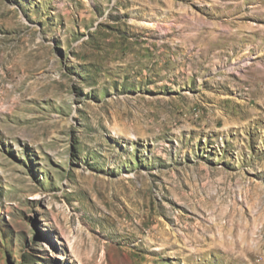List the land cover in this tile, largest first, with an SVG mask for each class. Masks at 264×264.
Instances as JSON below:
<instances>
[{"label":"rangeland","instance_id":"obj_1","mask_svg":"<svg viewBox=\"0 0 264 264\" xmlns=\"http://www.w3.org/2000/svg\"><path fill=\"white\" fill-rule=\"evenodd\" d=\"M0 264H264V0H0Z\"/></svg>","mask_w":264,"mask_h":264},{"label":"bare ground","instance_id":"obj_2","mask_svg":"<svg viewBox=\"0 0 264 264\" xmlns=\"http://www.w3.org/2000/svg\"><path fill=\"white\" fill-rule=\"evenodd\" d=\"M144 24H148L150 26H155V23H153V24L151 23L150 24L149 22H145ZM159 27L162 28L161 25H159ZM211 43H212V41H211ZM204 51H206V49ZM245 64H246L245 61L239 58V59L235 60V62L233 64H231L232 65L231 67H227V69L228 70H232V69L236 70L238 67L242 68V66H244Z\"/></svg>","mask_w":264,"mask_h":264}]
</instances>
